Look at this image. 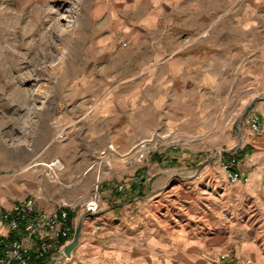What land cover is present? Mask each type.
Wrapping results in <instances>:
<instances>
[{
  "label": "rangeland",
  "instance_id": "obj_1",
  "mask_svg": "<svg viewBox=\"0 0 264 264\" xmlns=\"http://www.w3.org/2000/svg\"><path fill=\"white\" fill-rule=\"evenodd\" d=\"M250 6V0H183L178 6L160 0H0V208L8 205L4 197L13 194L10 185L21 183L24 171L36 179L56 158L65 166L58 178L49 168L39 178L54 185L69 182L83 157L89 163L80 175L81 191L100 193L102 209L147 196L148 191H130L129 177L136 175L125 174L124 165L134 166V174L144 167L152 173L147 182L155 191L146 199L155 212L143 222L137 207L118 209L110 222L99 218L74 260L118 264L115 251L131 240L167 241L173 231L204 241L219 237L264 256V166L248 183H231L224 169L230 157L238 162L250 150L264 151V144L256 143L261 129L249 122L250 100L264 92V9L256 14ZM139 36L163 41L141 45L135 41ZM131 50L193 55L187 62L178 57L176 76L159 88L176 86L173 114L186 111L191 117L154 127L140 163H127L108 149L112 144L127 153L139 141L88 143L58 136L64 126L57 105L78 99L75 89L92 84L87 77L99 60ZM155 154L164 161L177 157L162 166L188 169L157 178ZM154 256L168 263V252ZM150 259L146 253L153 264Z\"/></svg>",
  "mask_w": 264,
  "mask_h": 264
},
{
  "label": "crops",
  "instance_id": "obj_2",
  "mask_svg": "<svg viewBox=\"0 0 264 264\" xmlns=\"http://www.w3.org/2000/svg\"><path fill=\"white\" fill-rule=\"evenodd\" d=\"M182 1L160 0L164 6L168 4L178 6ZM250 5L253 13L260 14L261 10L264 9V0H250ZM205 10L208 11V6ZM158 40L160 43L163 41L162 38L155 37L139 36L135 38V41H139L141 45L147 44L148 41L157 42ZM175 41L177 40L175 39ZM128 44L129 42H126L124 45L128 46ZM131 51L111 53L107 59L99 60L93 67L90 77H87L90 81L92 80V84L75 89L74 95L78 97L77 100L66 101L57 105L56 108L61 111L60 122L64 126L59 130V133H63V138L76 137L88 143L98 141L136 142L152 135V129L158 125H176L175 119L187 120L188 117H191L186 111L180 112L178 116L173 114L178 110L171 103L176 92V86L165 84L164 92L159 88H163L161 86L162 81H170L172 74L176 76L178 57L187 62L192 60L193 55L191 53L178 54L177 52L163 56L159 53L147 54L145 52L139 55L135 51ZM136 55L141 56V61L133 59ZM136 61L138 62L136 63ZM87 78L86 76L81 77L80 82L84 83ZM253 100H256L255 104H253ZM250 106H252L254 114L259 116L261 122V132L256 143L264 144V92L261 96H254L250 100ZM249 144L252 145V143ZM263 156L264 151L262 150H250L245 155H240L236 167L244 175H249L252 181L264 166ZM82 158L77 161L80 162L79 167L73 170L69 182L59 185L45 183L43 179L39 178L44 176L48 167H45V172H40L36 179L31 178L24 171L25 175L20 180L21 183L13 181L10 185L14 188L13 194L7 195L8 198L7 196L4 197L8 205H1L0 210L11 207L18 199L29 195L40 196L39 204L42 207L57 208L77 203L88 194V191H81L83 186L80 175L89 163ZM162 158L158 154L154 156L153 167L160 166L157 170V178H163L167 172H175L179 168L188 169L185 166L170 168L162 166L166 163L170 164V161L174 163L177 157L172 156L169 161H164ZM133 167L124 165L125 174L136 175V180L129 177L131 184L127 186H131L130 191H137L138 193L148 191L147 196L153 194L155 190L154 188L150 190V184L147 182L152 175L150 169L146 170L144 167H139L137 174H134L135 169ZM146 173L148 176L144 181ZM0 195L2 196V194ZM147 196H137L132 200L127 199V201L119 203V206H112L107 209L101 208V198L99 211L87 220L85 213L79 208L71 210L73 217L77 219L78 223H81L80 241L73 249L70 259L62 264H80L74 260L75 253L78 254L85 249L86 244H82L85 240V234L91 232V228L94 227L93 224H96L99 218H103L105 223L110 222L115 220L112 217L118 209L131 212L137 207L138 220L146 221L147 217H151L155 212L148 206L147 202L151 201L146 199ZM224 242L219 237H211L210 240L204 241L190 237L188 233L178 234V231H173L167 241H160L155 236L147 242L145 240L140 241L138 237L136 242L131 240L130 246L115 251V254L119 258L118 264H148L145 260L146 253L153 255V259H150L153 264H161V260L154 255H159L162 252L169 253L166 264H235L243 256L253 257L256 261L264 264V256H261L256 248L246 245L236 247L232 241L226 242V244ZM202 254L207 255L208 259L201 257ZM210 254H217L218 256L211 257ZM181 256L185 261L179 260Z\"/></svg>",
  "mask_w": 264,
  "mask_h": 264
},
{
  "label": "built area",
  "instance_id": "obj_3",
  "mask_svg": "<svg viewBox=\"0 0 264 264\" xmlns=\"http://www.w3.org/2000/svg\"><path fill=\"white\" fill-rule=\"evenodd\" d=\"M249 122L255 131L260 130L261 122L258 115L253 114ZM58 136L64 137L63 133H59ZM151 140L139 141L129 152L123 154L117 152L112 144L108 149L116 151L127 163H140L145 158ZM236 165L235 157H230L224 164L229 181L248 183L249 175H244ZM45 166L54 171L53 178H58L57 171L65 167L59 158L45 163ZM123 188L122 184L117 185L118 191L121 192ZM39 201L40 196L29 195L18 199L11 207L0 210V264H62L68 261L71 255L65 254V248L72 242L78 225L71 210L79 208L85 213L87 220L99 211L101 195L94 192L84 196L77 203L57 208L42 207ZM235 264L263 263L253 257L243 256Z\"/></svg>",
  "mask_w": 264,
  "mask_h": 264
},
{
  "label": "water",
  "instance_id": "obj_4",
  "mask_svg": "<svg viewBox=\"0 0 264 264\" xmlns=\"http://www.w3.org/2000/svg\"><path fill=\"white\" fill-rule=\"evenodd\" d=\"M80 233H81V223H79L77 225V228H76V231H75V235H74V239L65 248V254L67 256H70L71 253H72V250L78 245L79 239H80ZM62 256H64V254H62Z\"/></svg>",
  "mask_w": 264,
  "mask_h": 264
},
{
  "label": "bare ground",
  "instance_id": "obj_5",
  "mask_svg": "<svg viewBox=\"0 0 264 264\" xmlns=\"http://www.w3.org/2000/svg\"><path fill=\"white\" fill-rule=\"evenodd\" d=\"M74 235H75V234H74ZM74 235H73V239H74ZM73 239H72V240H73Z\"/></svg>",
  "mask_w": 264,
  "mask_h": 264
},
{
  "label": "trees",
  "instance_id": "obj_6",
  "mask_svg": "<svg viewBox=\"0 0 264 264\" xmlns=\"http://www.w3.org/2000/svg\"><path fill=\"white\" fill-rule=\"evenodd\" d=\"M238 158H240V155H239V157Z\"/></svg>",
  "mask_w": 264,
  "mask_h": 264
}]
</instances>
